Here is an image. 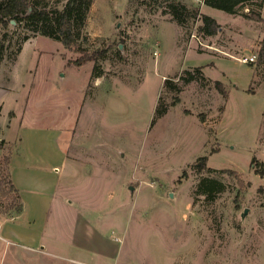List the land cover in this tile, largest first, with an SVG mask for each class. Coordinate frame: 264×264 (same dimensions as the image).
<instances>
[{
	"label": "rangeland",
	"instance_id": "374dc122",
	"mask_svg": "<svg viewBox=\"0 0 264 264\" xmlns=\"http://www.w3.org/2000/svg\"><path fill=\"white\" fill-rule=\"evenodd\" d=\"M171 1L93 0L85 46L107 56L81 67L72 63L80 54L45 30L17 55L28 33L0 25L3 123L14 111L20 137L5 154L36 163L19 153L30 214L0 229V264H264V177L252 165L264 163V0L234 15L177 0L218 22L211 37L191 12L185 27L174 22ZM186 71L194 80H180ZM157 106L167 111L153 121ZM201 157L216 171L198 172ZM203 178L223 189L199 194ZM14 195H0V223L18 214ZM46 218L40 248L29 241Z\"/></svg>",
	"mask_w": 264,
	"mask_h": 264
},
{
	"label": "trees",
	"instance_id": "16d2710c",
	"mask_svg": "<svg viewBox=\"0 0 264 264\" xmlns=\"http://www.w3.org/2000/svg\"><path fill=\"white\" fill-rule=\"evenodd\" d=\"M257 1L261 0H204L203 3L207 7H211L220 10L229 15L238 13L243 7L253 5ZM93 4V0H68L62 9L58 7H40L38 0H1L0 1V25L3 29L7 30L12 21L16 26H21L28 34L23 38L22 44L18 47L17 55L20 54L23 48V44L30 38L31 34H36L40 30H45V33L51 39L61 42L64 47L80 54V57L73 60L72 63L75 66L81 67L87 62L98 61L106 59L107 52L104 50H95L89 52L85 46L87 36L84 34V28L87 24V19ZM262 6V4H259ZM168 12L172 16V20L179 26H186V18L188 13L191 12L193 16L201 21V25L198 28V32L205 37H211L216 35L219 29L218 22L211 16L199 13L198 9L189 11V8L177 1L172 0L168 4ZM251 17L257 21H261V15L259 13L252 12L250 10ZM187 14V15H186ZM1 51V50H0ZM260 55L264 56V48L261 50ZM17 57V56H16ZM3 59V53L0 54V64ZM16 59V58H15ZM98 65L96 64L95 70ZM195 71L202 76L201 68H196ZM189 76H180L182 81L194 80V77L189 71L185 72ZM101 72H98L99 76ZM173 85V89L177 91V85L172 84L171 80H165L164 87ZM215 86L218 91L227 98V93L220 81H215ZM166 108H159L157 106L155 110V119L162 117L166 113ZM4 141L0 142V149L3 148ZM207 157H201L194 167L198 172L207 170L208 172H215V169L208 168ZM10 156L4 154L0 159V195L7 194L9 190L15 193L14 199L17 204V212L21 213L23 210V204L21 196L18 190L14 187L9 176ZM252 165H258L256 173L260 177H264V163L258 162L256 158H253ZM237 175V172H234ZM186 176V173L183 174ZM223 183L217 179L203 178L197 186V192L205 195L206 197H213L216 192H220L223 188ZM1 200V196H0Z\"/></svg>",
	"mask_w": 264,
	"mask_h": 264
},
{
	"label": "crops",
	"instance_id": "0c3cea01",
	"mask_svg": "<svg viewBox=\"0 0 264 264\" xmlns=\"http://www.w3.org/2000/svg\"><path fill=\"white\" fill-rule=\"evenodd\" d=\"M2 87L0 86V89ZM24 116V115H23ZM22 116V118H23ZM5 117L4 111H3V106H0V141H4V145L3 148L0 149V159L1 157L5 154V149L4 147H12L11 145L13 143L17 144L19 143V132H17L14 129V121L18 120L19 116L14 112L11 111V116L7 117V121L6 123H3V118ZM61 137V134H60ZM21 155H24V157L26 156L25 152H19ZM19 153H15L12 152L10 153V165H9V176L11 179L12 184L14 185V187L18 190L20 196H21V190H24L23 188L26 187L24 180H23V175L24 172L22 174H20L19 171V164L21 163V159H23V157L19 154ZM56 156V155H54ZM59 158H61L62 164L63 166H66L67 163L69 165V168L73 166V160L70 158V153L69 152H59L57 155ZM27 157V156H26ZM16 158V159H15ZM28 158V157H27ZM26 158V162L28 164H30L31 166H35V162H29V158ZM54 169H56V172H58V167L55 166ZM63 176H59L57 178V180L54 183V192H53V196H52V202L49 205V209L47 211V216L52 215L53 212V208H54V204L57 201V195H58V190L61 186V184L63 183ZM24 200V201H23ZM21 201L23 204V210L21 213H18L14 218H11L10 220H6L0 223V229L5 230L6 227H8L9 225H15L16 223L20 222L24 217H28L29 216V208L27 206V203L25 202V198L21 196ZM49 218L45 219V227L43 231H41L40 234H38V238L34 239L32 241H29V243H31L34 246H39L40 248H42L44 246V238H45V233H46V223L48 222ZM23 245V244H22ZM34 249V248H33Z\"/></svg>",
	"mask_w": 264,
	"mask_h": 264
},
{
	"label": "built area",
	"instance_id": "2783aa9c",
	"mask_svg": "<svg viewBox=\"0 0 264 264\" xmlns=\"http://www.w3.org/2000/svg\"><path fill=\"white\" fill-rule=\"evenodd\" d=\"M199 1L203 2L204 0H199ZM255 59H256L255 56H251L249 58H245L244 60H242V62H245V63L255 62Z\"/></svg>",
	"mask_w": 264,
	"mask_h": 264
},
{
	"label": "water",
	"instance_id": "95a60500",
	"mask_svg": "<svg viewBox=\"0 0 264 264\" xmlns=\"http://www.w3.org/2000/svg\"><path fill=\"white\" fill-rule=\"evenodd\" d=\"M12 24L14 25L15 24V22L14 21H12ZM246 213V212H245Z\"/></svg>",
	"mask_w": 264,
	"mask_h": 264
}]
</instances>
